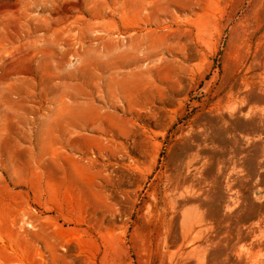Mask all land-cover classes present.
<instances>
[{
	"label": "rangeland",
	"instance_id": "1",
	"mask_svg": "<svg viewBox=\"0 0 264 264\" xmlns=\"http://www.w3.org/2000/svg\"><path fill=\"white\" fill-rule=\"evenodd\" d=\"M142 4L0 0V264L159 263L145 201L264 31V0H171L158 24Z\"/></svg>",
	"mask_w": 264,
	"mask_h": 264
},
{
	"label": "bare ground",
	"instance_id": "2",
	"mask_svg": "<svg viewBox=\"0 0 264 264\" xmlns=\"http://www.w3.org/2000/svg\"><path fill=\"white\" fill-rule=\"evenodd\" d=\"M158 4L167 9L171 0L141 5L155 24ZM263 25L260 19L253 34ZM252 43L219 101L181 130L174 164L145 201L158 264H264V203L247 213L250 193L264 192V31Z\"/></svg>",
	"mask_w": 264,
	"mask_h": 264
}]
</instances>
